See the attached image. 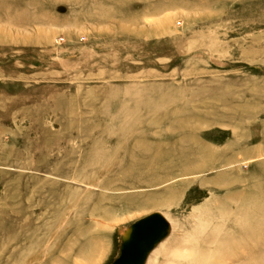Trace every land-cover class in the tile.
<instances>
[{"label":"rangeland","instance_id":"374dc122","mask_svg":"<svg viewBox=\"0 0 264 264\" xmlns=\"http://www.w3.org/2000/svg\"><path fill=\"white\" fill-rule=\"evenodd\" d=\"M264 264V0H0V264Z\"/></svg>","mask_w":264,"mask_h":264},{"label":"water","instance_id":"95a60500","mask_svg":"<svg viewBox=\"0 0 264 264\" xmlns=\"http://www.w3.org/2000/svg\"><path fill=\"white\" fill-rule=\"evenodd\" d=\"M168 221L158 212L133 222L121 237L118 256L111 264H145L150 252L169 234Z\"/></svg>","mask_w":264,"mask_h":264}]
</instances>
